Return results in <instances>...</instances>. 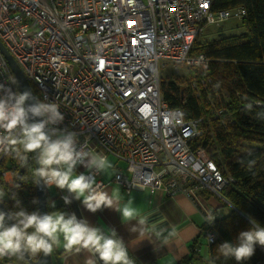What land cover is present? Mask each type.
I'll use <instances>...</instances> for the list:
<instances>
[{"label": "built area", "instance_id": "built-area-1", "mask_svg": "<svg viewBox=\"0 0 264 264\" xmlns=\"http://www.w3.org/2000/svg\"><path fill=\"white\" fill-rule=\"evenodd\" d=\"M212 1L0 0V41L38 98L59 104L64 120L57 127L76 131L85 151L112 159L108 182L124 193L138 188L188 198L202 215L206 244L216 238L207 218L217 216L221 202L230 205L222 190L235 179L223 175L206 148L194 146L203 118L186 119L168 105L160 68H207L205 54L191 53L203 25L245 14L243 7L212 10ZM13 80L0 51V84L19 91ZM8 150L0 147V161ZM75 171L103 191L102 171L85 164ZM8 173L4 181L11 185L15 171L1 172ZM57 191L64 201L65 190ZM126 248L131 264H146ZM0 264L18 263L3 257Z\"/></svg>", "mask_w": 264, "mask_h": 264}, {"label": "trees", "instance_id": "trees-1", "mask_svg": "<svg viewBox=\"0 0 264 264\" xmlns=\"http://www.w3.org/2000/svg\"><path fill=\"white\" fill-rule=\"evenodd\" d=\"M235 7L245 10L240 19L243 31L228 35L220 32L210 40L193 41L191 53L205 54L209 58L207 68L190 70L181 79L184 85L161 79L162 96L170 107H180L186 119L203 118L202 134L196 137L194 146L206 148L223 175L235 179L222 190L232 208L220 216L219 208L225 203L215 210V240L205 243L206 252L202 254L198 250V242L204 239L201 234L176 264H237L234 258L220 255L218 246L224 241L235 243L239 232L254 226L252 222L264 226V0H213L211 5L212 10ZM31 87L38 98L36 89ZM16 149L22 151V146L12 145L0 161V172L6 168L20 171L11 185L0 175V192L6 194L1 201L7 212L19 210L17 200L25 210L37 211L34 153H29L27 163L21 165L14 155ZM45 194L47 213L60 209L68 212L58 191L56 196L61 202L53 205L49 203L47 188ZM70 249L65 246L57 254ZM12 259L25 263V258ZM243 264H264V247L257 245L255 253Z\"/></svg>", "mask_w": 264, "mask_h": 264}, {"label": "clouds", "instance_id": "clouds-1", "mask_svg": "<svg viewBox=\"0 0 264 264\" xmlns=\"http://www.w3.org/2000/svg\"><path fill=\"white\" fill-rule=\"evenodd\" d=\"M30 97V92L13 91L11 87L0 84V129L7 133L0 135V147L7 151L11 145H21L22 151H14L21 165L27 163L29 153H35L38 167L34 170V183L43 182L49 188L67 189L93 213L113 208V198L107 192L98 190V186L94 187V179L75 171L78 164L102 171L106 167V158L85 151L86 145L79 144L76 131L57 127L64 120L57 102L36 98L33 103H26ZM5 195L0 192V200ZM64 201L71 203L67 196ZM16 207L19 210L0 211V258L23 260L26 255L50 254L60 235H63L67 248L74 245L93 248L103 264H131L127 248L115 230H111V234L105 233L74 213L29 212L20 207L18 200ZM115 210L126 220L135 215V209L129 206ZM216 217L210 215L207 222L213 223ZM140 223L143 224V221ZM252 223V228L239 232L235 243L224 241L220 244L217 249L219 254L243 264L255 253L257 245L264 247V226Z\"/></svg>", "mask_w": 264, "mask_h": 264}, {"label": "crops", "instance_id": "crops-1", "mask_svg": "<svg viewBox=\"0 0 264 264\" xmlns=\"http://www.w3.org/2000/svg\"><path fill=\"white\" fill-rule=\"evenodd\" d=\"M110 177L111 169L108 166L102 170L105 182L103 191L113 198V208L93 213L83 206L81 200L76 199L82 218L105 233L111 234V230H115L125 245L146 264H176L190 252L191 244L202 234L203 218L188 198L180 194L169 196L161 191L150 192L138 188L126 194L120 186L108 182ZM208 200L219 205L214 197ZM125 206L135 209L132 219L122 218L119 211L115 210ZM198 244L199 251L202 245L204 250L207 248L203 242ZM74 246L77 247L57 254L58 250L65 247L63 235H60L58 247H55L54 254L51 252L52 264L53 261L56 264H100L90 247Z\"/></svg>", "mask_w": 264, "mask_h": 264}, {"label": "rangeland", "instance_id": "rangeland-1", "mask_svg": "<svg viewBox=\"0 0 264 264\" xmlns=\"http://www.w3.org/2000/svg\"><path fill=\"white\" fill-rule=\"evenodd\" d=\"M244 30V27L241 23L240 20L235 19V18H231L228 19L225 22H222L219 25L216 24H210L205 26L202 31L199 32V34L196 37V40H198L199 42H204L205 40H210L213 37H217V35L221 32L224 35H228V34H232V33H239L241 31ZM200 71L199 69H194V68H188V67H184V66H177L176 69L169 67V68H160V76L162 80L165 81H178L179 85H184V83L181 82V79L184 78L186 75H188L189 71ZM9 151V150H8ZM7 155V153H6ZM6 155L3 157V159L6 157ZM6 161V160H5ZM112 163V159H109L106 163V166H110ZM105 167V168H107ZM3 171V170H2ZM1 171V172H2ZM0 172V175L4 181L5 178L10 179L9 174L8 173L6 175V177H4V175H2ZM18 171H15L14 176H13V181L14 182V177L17 174ZM47 194L50 197V204H56V203H60L61 202V198L57 197V190L55 188V186L52 187H47ZM224 201L221 202V205H223ZM220 206V205H219ZM232 208L231 205L228 204H224V206L219 208V213L218 215H222L228 212V210ZM205 239H203V243H205L204 241ZM58 247V241L57 243L54 244L53 246V254L54 251L56 250V248ZM206 250V249H205ZM204 250V246H201V252L202 254H205ZM54 264H56L55 261H53Z\"/></svg>", "mask_w": 264, "mask_h": 264}, {"label": "water", "instance_id": "water-1", "mask_svg": "<svg viewBox=\"0 0 264 264\" xmlns=\"http://www.w3.org/2000/svg\"><path fill=\"white\" fill-rule=\"evenodd\" d=\"M0 51L3 54V56L5 57L9 67L11 68V70L15 76L19 91L20 92L27 91V92L31 93V97L28 101H26V103H29V104L33 103L36 99V96L32 90L30 83L26 79L23 71L19 67L16 60L8 52V50L5 48V46L2 44L1 41H0ZM34 162H35V169H36L38 167V164L36 162L35 153H34ZM19 176H20V171L17 172V177H19ZM35 188H36V195H37V201H38V210L41 213H47V210H46V194H45V190H44V185L42 184V182H40L39 184H35ZM64 190L67 194V197L71 200L70 205H71V208L73 209V211L75 212V215L78 218H82V215L79 211L77 200L73 197V195L71 193H69L67 191V189H64ZM0 210L7 212V210L3 206V203L1 200H0ZM8 223H11V221H8ZM91 250H92L93 254L95 255V257L97 258V260L99 261V263L103 264V261L99 258V254L93 248H91ZM29 257H30L29 255H26L24 258L28 259L30 264H52L51 253L47 254V255L41 253V254H39V256L36 259H30Z\"/></svg>", "mask_w": 264, "mask_h": 264}]
</instances>
